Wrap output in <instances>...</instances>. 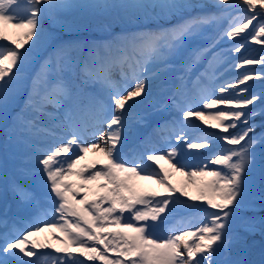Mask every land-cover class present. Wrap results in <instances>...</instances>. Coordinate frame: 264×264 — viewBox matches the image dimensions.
<instances>
[{
    "label": "snow or ice",
    "instance_id": "snow-or-ice-1",
    "mask_svg": "<svg viewBox=\"0 0 264 264\" xmlns=\"http://www.w3.org/2000/svg\"><path fill=\"white\" fill-rule=\"evenodd\" d=\"M216 4L244 9V14L230 24V30L225 33L227 37L235 38L243 33L257 17L261 19L253 25L251 38L264 35V0H239L238 5H233L232 0H216ZM200 7L203 5L194 0H119L117 3L0 0V40L8 42L0 46V102L7 105L10 91H13L10 86L21 78L31 53L52 45V51L32 77L24 108L15 117L11 133L27 134L24 143L33 150L40 170L50 182V191L56 198L54 214H59L57 223L49 224L37 219L33 231L13 228L0 234L3 241L0 243V264H34L32 259L26 258L38 257L40 254L35 250L44 245L30 238L45 228L64 234V247L56 249L63 254L62 258L56 259L53 264H75L76 253L91 261L99 259L103 264H244L230 257L232 238L228 234V223L234 209L242 204L247 173L257 163L258 154L254 148L258 144L264 145V132L249 135L257 125L248 123L254 115H264V109L259 113L237 110L241 105H252L258 99L255 94L250 97L232 95L211 98L206 89L200 90V99L204 101L206 109L218 105L237 106L209 112L207 115L218 121L213 127L222 128L228 133L229 128L236 126L232 121L242 117L246 125L241 133H228L221 137L227 144L238 147L224 148L214 154L209 161L216 166L214 168L209 169L207 164L193 167L182 158L178 159L185 144L187 149H203L212 142L208 136L200 138V143L187 142L188 118L203 119L206 114L183 110L187 103L184 84L177 87L173 96L158 101L161 107L174 104L184 117L183 121L175 122L178 128L170 127L167 122L160 126L161 133H169L167 152L157 153L154 150L147 154L146 160L143 154L129 159L122 152V132L127 127L128 114L139 102L135 98L145 95L147 81L167 72L170 68L168 58L211 19L205 15L184 16L185 12ZM81 9L137 11L146 18L167 20L180 17V20L169 27L125 33L111 41H91L87 45L63 41L46 32L41 24L44 13H48L54 23H60L56 21L57 13ZM63 26L72 28L75 24ZM9 28L21 30L22 38L8 35ZM243 47V44H238L233 51L239 52ZM101 49L103 55L100 54ZM253 62L241 58L237 67ZM260 62H264V58ZM117 67L121 69L120 82L111 78L112 70ZM77 69L82 77L79 85L65 76V73H71L74 77ZM250 78L245 74L237 83L243 84ZM180 79L183 81L184 78ZM90 82L99 83L101 91L107 94L112 104L98 95L85 92L84 86ZM129 85L134 86L130 88ZM225 91V87L220 86L219 92ZM49 107L55 111L49 112ZM105 124L108 126L107 133L103 131ZM85 135L98 137V140L92 144H81ZM37 137L43 143L36 142ZM173 137L181 143H170ZM49 140L50 144L47 143ZM74 146L79 148L80 154H73V158L68 154ZM89 151L102 154L105 162L99 169L96 168L99 161L77 169L76 166L84 158L83 154ZM161 160H167L172 169L186 176L198 194L189 197L183 188L175 189L168 182L169 172L162 164L159 171L153 169L152 174H147L152 167L147 161L159 164ZM259 165L264 176V152L259 153ZM73 175L79 178L78 184L68 179ZM137 178L162 185L168 194L138 190L135 184ZM12 191L20 204L39 205L36 191L16 182L12 184ZM176 192L193 201H206L208 208L215 211L205 209V216L198 227L182 220L166 229L171 233L166 238H153L155 234L149 229L156 225L148 221H157L170 203L180 202L179 196L172 195ZM90 194L92 199H89ZM78 196L81 198L77 199ZM105 202L107 206L102 207ZM125 211L131 213L134 222L121 223ZM165 220L160 222L164 223ZM112 226H119L120 231H109ZM4 227L8 228L6 222ZM185 228L189 230H183ZM109 237H118L119 240L114 242ZM89 242H92L91 247H88ZM98 245H103L104 250ZM108 252H117L118 255L109 258Z\"/></svg>",
    "mask_w": 264,
    "mask_h": 264
},
{
    "label": "rangeland",
    "instance_id": "rangeland-1",
    "mask_svg": "<svg viewBox=\"0 0 264 264\" xmlns=\"http://www.w3.org/2000/svg\"><path fill=\"white\" fill-rule=\"evenodd\" d=\"M198 0H194V2L197 3ZM216 1V0H213ZM233 1V0H232ZM75 2H80V3H117L119 0H75ZM130 2V0H129ZM192 11V10H191ZM186 12L184 13L185 16ZM211 17V21L209 23H205L200 26V28L197 30V32L191 36L185 44L178 48L169 58L167 63L170 65V68L167 70V72L171 69V67L174 65L175 61L184 53V51L188 48V46L191 43V40L198 36H203L207 32L210 31V28L212 27V22L215 21L216 17H214L212 14L211 15H206ZM173 18V17H171ZM171 18L165 20L169 21ZM56 21H64L65 24L67 23H74L75 26L72 28H64L63 30L65 31L64 34L68 35L69 37H87L86 41L80 40L79 43L87 45L88 42L94 41V39H97V36H106L107 34H104L103 32H106V30H111L112 32L116 28L124 27L126 30L130 29H136L137 24H142L137 27V29L140 30H145L144 28H150L152 25L151 29H157L158 27H169L170 23H155L160 21V19H153V18H146L143 14L137 11H117V10H103V9H81V10H69L65 12H60L56 14ZM236 22V20L234 21ZM41 24L44 28V30L48 33H52L53 35L60 34L61 33V27L58 26V23H54L53 19L48 13H44L41 17ZM135 25V26H134ZM150 25V26H149ZM253 24L249 25V28L246 29L243 33V35H246V39H244L243 42L238 43V44H243L244 47L241 48L239 52L233 51V48L236 46L228 47L226 50L223 52L225 54V58L221 59L218 56V53L216 52V47L217 45L214 44L208 48H205L204 50L200 51V54L198 57L195 58V61L189 66L187 69V75L186 72L183 73V76H186L183 80V84L186 86L187 89V103L186 104H191V108H194L193 111H198V112H204L206 115L209 112H215L217 110H227L228 108H237L236 105H218L213 107L212 109H206L204 108L203 104L204 101L200 99V90L201 89H206L207 92L210 94L211 98H219L221 96H232L236 95L237 97H244V96H251L252 94H255L258 99L252 104V105H247V106H239L237 110H241L243 112H248V111H254L259 113L261 109H264V66H254L252 69L250 68L249 70H244L245 64L241 65L240 67H237L238 64H240L241 58H247L249 60H260L261 58H264V35L257 36L256 39H252L250 37V34H254V29H253ZM134 27V28H133ZM16 30V35L13 38L20 37L21 30L15 29ZM105 30V31H104ZM230 30V29H229ZM226 33V32H225ZM224 34V32H223ZM220 35V40H227L229 37L226 35L223 36ZM239 36V35H238ZM60 37L63 41H66V38ZM224 38V39H222ZM35 39V38H33ZM219 40V41H220ZM5 44H8L7 41H4ZM59 42V41H58ZM31 43V41H29ZM237 44V45H238ZM1 45V46H3ZM216 45V46H215ZM49 46H52L51 44L46 45L44 48H41L39 50H34L32 52V58H30L29 62L26 64L28 65L30 62H33L35 64V57H40ZM25 47H28V45H25ZM87 49V47H86ZM23 51V50H22ZM34 55V56H33ZM206 60L208 61L207 64L209 67L212 69L221 68L225 64H227V67L225 68L223 74L227 72V74L232 73V76L226 78L223 81V84L221 86H224L226 91L232 90L229 85H236V88L239 87V90L237 92L236 89H234V92L232 94L227 93L226 91L224 93L219 92V88L216 89H210L213 88L211 87L212 84L209 81L207 74H200L198 78V83H197V90L193 86V80L191 79L195 74L199 73V70L204 68ZM25 67L27 68V66ZM250 65V64H249ZM248 65V66H249ZM228 69V70H226ZM24 73V72H22ZM166 74V72L161 76L163 77ZM249 75L251 78L247 81H245L243 84L237 83L239 79L243 77V75ZM24 74H21V78L19 80H16L13 82V84L10 86V89L13 91H10L9 94V99L7 101V105L5 106L3 102H0V109L4 110V117H0V131L1 129H7L9 126L7 125L10 116L12 115V110L15 108L14 106L20 102V100L24 97V88L22 87V84L24 83L25 79ZM159 78V77H158ZM23 79V80H22ZM155 79H149L146 84H150L153 82ZM210 82V85H208ZM155 83V82H154ZM204 84V85H203ZM235 88V87H234ZM242 89H246V91H241ZM184 91V89H181ZM210 90V91H208ZM196 92V93H195ZM87 93H92L98 96L106 95V93L101 91V86L100 84L98 85H93L90 83V86L87 88ZM23 104H25V101H23ZM199 106L200 108L196 110V107ZM179 116L181 118L183 117L182 113L179 112ZM208 116V115H207ZM189 125V128L192 132H194V135L188 139L187 142H195V143H200L202 140L200 138L208 136L211 139V144H214L215 150H210L209 147L203 148V149H191L188 154L189 157H184V154L181 152L180 157L178 159H183L184 162L188 163L189 165L193 167H199L203 166L205 164L208 165V168H214L216 167L215 165H212L209 163L211 157L220 152L224 148H232V147H238V146H233L230 144H227V142L223 141L221 139L222 136L227 135L228 133H231L233 135L237 133H241L243 129L246 127V125L243 123V117L240 120H234L232 121L235 123L234 128H229L228 133L224 132L222 128H215L213 125L218 123L215 119H210V122L208 124V129L209 131H205V125L201 123L199 120H194L192 121ZM228 121H225L227 123ZM249 124H255L257 127L253 130L252 133L249 135H259L260 133L264 132V127L261 125H264V115L262 114H257L254 115L249 121ZM128 127V126H127ZM125 128L122 133H127L130 132L128 128ZM143 127L142 129H144ZM1 133V132H0ZM169 135V133H168ZM124 138V135H122ZM137 136H135L136 138ZM168 137V136H167ZM26 137L20 138L23 142ZM7 143L9 141H12V138H7L6 139ZM164 146L163 151L161 152H167L168 150V143L169 141L167 138H164L163 141L161 142ZM172 144H180L181 142L176 141L174 137L170 141ZM241 143H244L243 141ZM254 151L258 154L257 155V163L253 166V168L247 173V179L245 183V193H244V198L242 201V206L247 207L250 206L251 204L255 203L257 200L260 199V196H262V199L264 200V176L261 174L260 170V165H259V153L264 152V145H256L254 148ZM28 152V146L25 143V153ZM72 152H74V149H72ZM196 152V153H193ZM75 153V152H74ZM73 153V154H74ZM160 153V152H158ZM193 153V154H192ZM80 154V153H77ZM183 154V155H182ZM21 159V158H19ZM103 157H99L96 160H89L91 162H88L87 159L81 161V163L78 165L77 169H80L84 165H91L95 161H101ZM25 160H27L25 158ZM152 162V161H151ZM175 162V161H173ZM102 163H99L96 165V168L99 169ZM162 164L165 169L168 170L169 176H168V181L173 185L175 189H181L183 188L185 191L189 193V197L197 195V191L195 187L188 181V178L184 176L182 173L175 171L174 169L171 168V165L167 162V160H161L159 161V164H156L155 162H152V166L159 167V165ZM70 181H72L74 184H78L80 182L79 178L76 176H70L68 177ZM204 179H210V177H205ZM102 183V181H101ZM135 184L138 190L145 191V192H150V191H156L154 188L151 187L150 184H148L145 180H141L137 178L135 180ZM93 188L95 186V182H93ZM168 193V192H167ZM173 197L179 196V203H170L166 211H178V212H184V211H190L193 209L195 212V221L198 220L199 217L205 216V209H208V211H215L214 209L208 208L206 201H193L189 197H184L181 193L176 192L172 194ZM81 197H77V199H80ZM89 199H92L91 194L89 195ZM159 199V198H157ZM187 203H184V202ZM107 202L102 204V207H106ZM196 209V210H195ZM164 214H161V217L157 221H148L149 224H155L156 227L153 229H149L150 231L154 232L153 238L160 237V220L164 218ZM246 218L241 216L237 209H234V214L230 217L229 223H228V229L232 226H238L239 224H243L242 221H245ZM159 221V222H158ZM251 221V219H250ZM129 222H134L131 217V213L128 211H125L121 223H129ZM246 222V221H245ZM249 222V220H248ZM142 223V222H141ZM159 224V226H157ZM111 232L119 231V226H112L110 228ZM231 232V231H230ZM229 232V233H230ZM231 234V233H230ZM110 239H113L114 242L118 241V237H109ZM61 244L64 245L63 240L61 241Z\"/></svg>",
    "mask_w": 264,
    "mask_h": 264
},
{
    "label": "bare ground",
    "instance_id": "bare-ground-1",
    "mask_svg": "<svg viewBox=\"0 0 264 264\" xmlns=\"http://www.w3.org/2000/svg\"><path fill=\"white\" fill-rule=\"evenodd\" d=\"M197 3L201 5L207 4L208 6L217 5L216 1H213V0H198ZM232 11H234V8L233 9L231 8L230 10H228L227 14L225 16L223 15L224 18H222L218 22V24L215 25L214 29L208 35H206L204 38H201V41H198V42L195 41L194 44L184 54V56L174 64V66L171 68V70L166 75V77H164V79L159 80L155 83L146 84L145 95L142 97L135 98V100L139 102L135 105V107L131 110V112L136 111L137 114L143 117L149 118L150 120L157 122V123L164 120L166 118V115H168L167 112H171L173 110L174 104L168 103L166 107H161L158 101L164 100L166 99V97L172 96L174 94L173 91L175 90V87L178 84L177 83V81L179 80L178 77L183 72H185V70L187 69V66L189 65L196 49H198L200 46L207 44V42H209L216 36V34L218 33V30L224 26L225 21H226V16L234 13ZM59 22L60 23H58V26H60L63 30L65 28L63 26L65 22L64 21H59ZM8 35L14 37L16 35V30L9 28ZM165 84L167 87L165 86ZM147 102H149V104ZM128 103H132V101H129ZM210 119L211 118L207 115H205L203 119L198 118V117H190L188 118V124L190 121L199 120L201 123H203V125H205V129L208 130L207 126L210 122ZM205 121L207 122L205 123ZM186 132L188 136L191 135L190 130L188 131L186 129ZM144 144L146 147H148V145H146L148 144V142L147 143L144 142ZM143 147L144 146H142V148ZM213 147H214L213 145L209 146L210 149H213ZM96 153L100 155V153L98 152ZM143 155L144 157H146L145 152H143ZM147 182H149V184L150 183L153 184V186H155L159 190L164 189L162 185L156 184L154 181L147 180ZM38 237L42 239L43 241L53 244L50 240V234L46 230L40 232L38 234Z\"/></svg>",
    "mask_w": 264,
    "mask_h": 264
},
{
    "label": "water",
    "instance_id": "water-1",
    "mask_svg": "<svg viewBox=\"0 0 264 264\" xmlns=\"http://www.w3.org/2000/svg\"><path fill=\"white\" fill-rule=\"evenodd\" d=\"M212 10H214L215 12H220V8H216V7H213Z\"/></svg>",
    "mask_w": 264,
    "mask_h": 264
}]
</instances>
